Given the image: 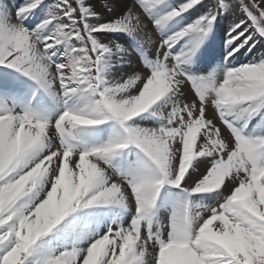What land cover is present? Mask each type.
Listing matches in <instances>:
<instances>
[{"label":"snow or ice","instance_id":"obj_1","mask_svg":"<svg viewBox=\"0 0 264 264\" xmlns=\"http://www.w3.org/2000/svg\"><path fill=\"white\" fill-rule=\"evenodd\" d=\"M262 3L0 0V264H264Z\"/></svg>","mask_w":264,"mask_h":264},{"label":"bare ground","instance_id":"obj_2","mask_svg":"<svg viewBox=\"0 0 264 264\" xmlns=\"http://www.w3.org/2000/svg\"><path fill=\"white\" fill-rule=\"evenodd\" d=\"M130 2H131V0H116V4H117L119 10L125 9L129 5ZM261 7H264V3L261 4ZM222 21L223 22L220 23L219 35H218V38H217V43L218 44L221 43V38H222L223 33L225 31L224 30V25L227 26L228 23H229V20L228 19H223ZM144 22L147 25L148 36L151 38V41H152L151 45H152L153 49H151V50L149 49L150 50L149 53L151 55V54H154L155 53V49L158 46L159 41H160V36H159V33L154 30L151 21H149V20H147V18H145V21ZM126 42H125V46H127ZM251 43H254L255 44V47H253L250 52L247 50V48L244 49V50H242L241 53L238 55L237 60L234 61V63H239V62H241V63H247L248 61L253 60L254 58L255 59H258V57L256 56L257 53L255 51V48L257 49V47L261 48V50H262V53L260 52L261 54L259 56L260 57L261 56H264V42L260 38L257 37L253 42H250V44ZM178 47L179 46H177V48ZM137 67L138 66L135 64V59H134L132 65L126 66L125 71L128 72V73H132V72H134V71L137 70ZM116 79H119V75L116 77ZM188 88H189V86L186 85L185 86V91L186 92H187ZM147 124L149 126H151V124L149 122H147ZM144 126L145 127H149L147 125H144Z\"/></svg>","mask_w":264,"mask_h":264},{"label":"rangeland","instance_id":"obj_3","mask_svg":"<svg viewBox=\"0 0 264 264\" xmlns=\"http://www.w3.org/2000/svg\"><path fill=\"white\" fill-rule=\"evenodd\" d=\"M16 2L17 3H23L24 2V0H16ZM246 2H252V0H246ZM255 14H257L258 15V13H255ZM186 15H189L190 16V18L192 19V18H195L196 17V15H197V13L196 12H191L190 14H186ZM223 21L221 20V23H222ZM226 28H227V26H225L224 25V30H226ZM261 39V38H260ZM263 42H264V39H261ZM126 42V41H125ZM126 44H127V42H126ZM151 49H153V47H152V45L150 44L149 46H148V51L150 52V50ZM259 50V51H258ZM255 51H256V56L258 57V59H259V55L262 53V50H261V48H259V47H257V49L255 48ZM261 52V53H260ZM239 63H241V62H239ZM149 123L151 124V122L149 121ZM144 125H147V126H149L147 123H145ZM198 164H199V162H198ZM200 167H201V170H202V168H203V165H200ZM199 170V169H198ZM162 219H164L165 220V223H166V214H165V217L164 218H162Z\"/></svg>","mask_w":264,"mask_h":264}]
</instances>
